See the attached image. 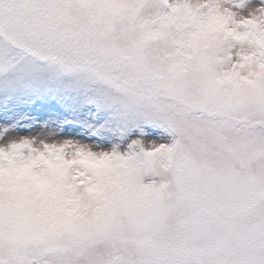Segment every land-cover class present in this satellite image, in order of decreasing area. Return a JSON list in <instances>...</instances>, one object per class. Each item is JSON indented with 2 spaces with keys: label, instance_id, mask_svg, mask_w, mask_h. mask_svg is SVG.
<instances>
[{
  "label": "snow or ice",
  "instance_id": "1",
  "mask_svg": "<svg viewBox=\"0 0 264 264\" xmlns=\"http://www.w3.org/2000/svg\"><path fill=\"white\" fill-rule=\"evenodd\" d=\"M0 264H264V0H0Z\"/></svg>",
  "mask_w": 264,
  "mask_h": 264
}]
</instances>
